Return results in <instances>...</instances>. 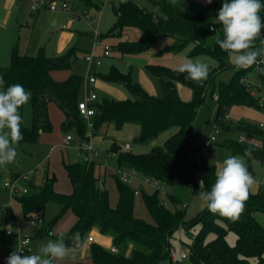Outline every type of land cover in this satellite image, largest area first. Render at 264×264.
<instances>
[{
    "label": "trees",
    "instance_id": "1",
    "mask_svg": "<svg viewBox=\"0 0 264 264\" xmlns=\"http://www.w3.org/2000/svg\"><path fill=\"white\" fill-rule=\"evenodd\" d=\"M158 10H152L139 5L134 0L120 1L113 4L117 16L114 26L107 35H120L125 26L138 27L142 38L138 42L122 41L119 50L122 54L142 53L147 51L159 38L171 36L174 42L167 47L169 51L188 49L190 57L209 56L217 61L210 68L209 76L202 84L187 79L186 73L163 64H148L147 68L157 77L163 96L150 94L144 87L132 80L129 73L121 72L112 67L104 75V79L124 85L133 95L132 98L116 100L105 97L95 101L93 134H97L104 124H113L121 129L127 123L140 125L139 142H149L161 133L176 128L162 145H156L146 153H135L123 150L116 144L111 150L117 153L119 167H127L141 173L146 178L156 181L165 188L178 184L200 186L205 192L210 191L215 182V167L208 163L204 156H199L192 133L193 119L198 105L203 99L206 88L215 75L225 69H235L228 53L222 51L216 43L217 37L222 38L220 25H213L212 20L224 0H213L207 4L209 17L204 10L194 11L190 18H184L176 5L168 0H149ZM87 9L100 11L103 0H82ZM264 4V0H261ZM264 19V10L260 13ZM213 25L216 31H211ZM262 45L256 41V47ZM75 47L58 56H49L41 48L37 55L21 54L17 48L13 50L11 63L0 65V76H3L4 87L14 83L22 84L31 92L33 108V124L30 127L21 126L23 139L19 142L37 141L40 132L51 131L52 121L49 104L55 102L64 113L62 123L64 131L74 129L84 140L87 138V123L78 110L81 98L82 77L73 75L65 80H55L51 71L71 68L76 60ZM264 68V65H260ZM250 74L256 81L250 83ZM188 84L195 91L193 101H183L177 90V83ZM253 89L264 90V74L255 67L236 70L228 83H220L217 94V108L214 122L217 127L227 130L253 131L244 122H232L228 118L229 109L234 105L258 106L260 96L253 95ZM21 114L23 107L20 109ZM261 132L264 130L260 128ZM227 147L234 153L250 158L262 153L243 141L229 140ZM118 147V148H116ZM246 152L248 154H246ZM63 165L72 184L71 192H60L55 188L56 175H48L43 185H32V190L16 198L21 203L27 219L42 217L50 202L59 205V211L48 228L41 227L37 236L51 232V227L57 224L67 213L76 216V222L66 238L68 246H75L73 236H79V249L83 241L93 230L112 238L113 252L100 243H90V257L93 264H161L170 260V239L180 229L189 231L196 224L200 229L193 242L189 244L188 258L193 264H264V226L256 217L257 212H264V189H250L249 198L238 219H231L219 214H213L207 206L195 217L187 219V210L181 199L173 194L168 195L173 208L167 206L165 198L157 189L153 194H144V203L153 217L154 222L139 218L134 213L135 191L116 177L118 189V204L112 206L109 191L104 187L97 164L82 160L68 162ZM4 224L15 221L12 207L2 211ZM236 234L234 244L227 240L228 233ZM214 236L209 239V236ZM130 248V252L127 249ZM75 264H88L79 260Z\"/></svg>",
    "mask_w": 264,
    "mask_h": 264
},
{
    "label": "rangeland",
    "instance_id": "2",
    "mask_svg": "<svg viewBox=\"0 0 264 264\" xmlns=\"http://www.w3.org/2000/svg\"><path fill=\"white\" fill-rule=\"evenodd\" d=\"M68 1L78 7L81 13V17L73 23H69L65 14L60 11L51 12L44 10L34 12L31 8V0L28 3H21L19 9H13L11 12L5 5H0V65H10L15 48L21 54L28 55H37L40 49L44 48L47 55L58 56L66 53L71 47H75L77 57L74 65L71 68L53 70V78L61 81L73 75L81 76L83 80L81 98H86L91 93H96L98 95L97 100H95L96 102L105 97L116 100H125L133 97L124 85L104 79V75L108 74L113 66L121 72L129 73L132 80L140 83L150 94L162 97V87L157 77L147 68L148 64H163L172 68H179L183 61L188 58L206 63L210 68L217 65V61L209 56L190 57L188 49L178 52L166 50L174 42V38L171 36L159 38L145 52L122 54L119 50V44L122 41L138 42L142 38V34L138 38L136 37L137 33L141 32V30L135 26H125L120 35H107L117 20V16L113 11V4H117L122 0H103L104 4L100 11L88 9V18L85 16L84 9L86 7L82 0ZM134 1L141 6L158 10L149 0ZM170 2L178 7L180 14L184 18H190L194 14V11L199 10H204L212 18L206 7L207 3L204 0H170ZM55 21L56 24H54ZM63 23H68L69 28H62ZM95 29L99 31V36L94 34ZM106 44L112 48L110 56L103 55V47ZM90 54H93L95 57H101V64L97 65L95 62L87 61L86 56ZM235 71L236 69L232 68L222 70L210 81L203 99L197 107L192 124V133L198 155H203L207 162L212 164L215 169L228 155L241 156L248 171L255 178L256 183H259V189H264V133L259 131L261 128L260 123H264V90L261 92L253 89V95L256 98L260 96L259 101L261 102H259L258 106L234 105L228 112V118L232 122L247 123L251 127H254L253 131L227 130L223 127H217L214 122L217 108L216 95L218 94L219 85L222 82L228 83ZM90 74L96 76V82L93 85L87 81ZM249 77L250 83L256 81L254 74H250ZM177 90L183 101L190 102L196 97L195 91L188 84L178 82ZM49 111L52 130L40 132L37 141L19 142L16 146L18 151L16 161L5 167H0V264L12 251H20L19 235H23V237L29 236L32 239L31 245L25 248L26 253L24 255L35 254L40 244L49 239L57 240L62 238L66 243L67 235L76 222V216L72 212L67 213L57 224L51 227V232L37 236L38 230L41 227L48 228L57 215L59 211L58 203L50 202L42 217H34L36 220L41 219L42 222L33 223L32 219L25 217L21 203L16 198V196H21L24 193L20 191L12 192L6 186L7 182H11L16 177L28 175L30 180H21L19 184L31 191L32 185L41 186L48 175L55 174L57 177L55 182L56 190L60 192L72 191V184L63 165V160L68 162L79 160L80 156L77 154V149L83 139L74 129L63 130L64 113L57 103L51 102L49 104ZM22 116L25 120L24 126L30 127L33 124L31 101L23 107ZM114 128H110L109 132L104 134L100 141L92 140L100 149V155L95 159L97 161V170L101 173L102 178L105 176L104 185L109 191L112 206L118 204L119 195L116 177L120 178V175L117 173L116 157L111 156L107 158L106 151L113 148L115 141L117 145L126 151L131 150L135 153H146L151 150V141L139 142L136 140L140 131L136 135H128V133L122 132L120 136H116L114 133L119 131V129L116 130L115 128V130H112ZM67 135L72 136V144H67ZM160 136L157 137L158 140L161 139ZM212 137H214V140L211 139ZM240 137L245 139L243 141L245 145L261 151L262 154L258 157L250 158L234 153L232 149L227 147L226 143L229 140H239ZM128 185L134 191H139L137 194H134L135 215L153 223L154 219L144 203V194H153L157 188L146 182L145 176L139 172L130 180ZM252 190L257 191L255 188H252ZM201 192H205V190L200 186L196 188L195 185L187 184H178L174 187L166 188L165 191L160 190V194L165 198L167 206L171 208H173V205L168 200L169 194H173L181 199L187 210V219L195 217L206 206V203L201 199ZM6 207L13 208L15 221L4 224L2 211ZM256 217L258 222L264 226V212H257ZM199 229L200 225L196 224L189 231L185 229L178 230L170 239L171 247L180 254L183 247L193 242V236L197 234ZM7 230H12L15 233L8 236ZM90 234L96 235L95 231L90 232ZM213 236L211 234L209 239ZM227 240L230 244H234L236 234L230 231ZM98 242H101L100 244L103 246L110 245L109 242L100 241V239ZM81 247L76 249V251H82ZM130 248L131 246L127 249L126 253L130 252ZM85 252H87L86 255L80 259H83L88 264H93L88 253L89 249ZM76 262L77 259L68 262H56V264H75ZM161 264L193 263L189 258L184 259L181 263L174 262L170 258L169 261Z\"/></svg>",
    "mask_w": 264,
    "mask_h": 264
},
{
    "label": "clouds",
    "instance_id": "3",
    "mask_svg": "<svg viewBox=\"0 0 264 264\" xmlns=\"http://www.w3.org/2000/svg\"><path fill=\"white\" fill-rule=\"evenodd\" d=\"M211 4L213 0H205ZM264 10L261 0H224L213 18V25H220L222 38L217 37L219 48L228 53L236 70L255 67L264 74V19L260 12ZM216 31L215 28L212 29ZM259 40L261 47H256ZM186 73L187 79L202 84L210 72L208 64L186 58L177 69ZM3 76H0V167L16 161L17 145L23 139L21 126L25 124L20 109L31 101L30 90L20 83L4 87ZM90 147V146H89ZM246 154H248L246 152ZM203 180L200 181V186ZM256 181L248 171L241 156L228 155L215 170V182L210 191L201 192V199L213 214L238 219L249 198L250 189ZM76 244L68 246L64 240H47L42 242L37 253L22 255L21 251H12L6 258V264H56L74 255L79 246L78 234L72 238Z\"/></svg>",
    "mask_w": 264,
    "mask_h": 264
},
{
    "label": "built area",
    "instance_id": "4",
    "mask_svg": "<svg viewBox=\"0 0 264 264\" xmlns=\"http://www.w3.org/2000/svg\"><path fill=\"white\" fill-rule=\"evenodd\" d=\"M31 8L34 12H39V11H44V10H49L51 12H64L67 17V21L69 23H72L76 21L78 18L81 17V13L78 9V7L74 6L70 1L68 0H31ZM85 16L88 18L89 17V11L87 8L84 9ZM63 28H68V23L63 24ZM214 28L213 25L209 26V29L213 31L212 29ZM94 34L96 36H99L100 33L97 29L94 30ZM112 53V48L110 45L106 44L103 47V55L109 56ZM87 61L89 62H95L97 65L101 64V57H95L93 54L87 55L86 56ZM88 79L91 83L96 82V76L93 74H90L88 76ZM217 97V95H216ZM98 95L96 93H91L88 97L86 98H80L78 101V110L79 113L82 117L86 119L87 123V138L82 140V142L79 144V147L77 149V153L80 156V159L83 162L86 163H91L95 160V158L100 154V149L95 146L94 142L92 141L93 137V132H94V124L92 121V117L95 115V107H94V102L97 100ZM260 127L264 130V123H260ZM214 140V137L211 138ZM241 141H244L245 139L243 137H240ZM67 144H72L73 138L71 135H67L66 137ZM90 146V147H89ZM106 155L108 157L111 156H117V153L114 150H108L106 152ZM117 173L120 175V178L123 182L129 183L130 180L137 174V171L133 169H129L127 167H118ZM21 180H26L29 181L30 177L28 175H22L19 177L14 178L11 182H7L6 186L11 189L12 192L20 191L22 193H28L29 189L26 187H22L19 183ZM145 181L154 185L157 189H161L162 191H165V187L161 184H159L156 181L150 180L149 178L145 177ZM139 191L135 190V194H137ZM33 223L37 222H42L41 219L36 220L32 219L31 220ZM181 230V229H180ZM15 232L12 230H7V235L11 236ZM20 238V251L22 250L23 252L21 253L24 255L26 253V247H29L31 245L32 239L29 236L23 237V235H19ZM195 236H193V239ZM86 240L88 242H94L95 241V236L90 234ZM111 250L113 252H117L116 247H111ZM190 253V246L186 245L183 247L180 251V254H178L174 248H170V258L174 262L181 263L184 259L188 258ZM3 264H6V259L3 260Z\"/></svg>",
    "mask_w": 264,
    "mask_h": 264
},
{
    "label": "crops",
    "instance_id": "5",
    "mask_svg": "<svg viewBox=\"0 0 264 264\" xmlns=\"http://www.w3.org/2000/svg\"><path fill=\"white\" fill-rule=\"evenodd\" d=\"M28 1L30 2V0H0V5L1 6H4L5 5V7L6 8H8L9 9V11L11 12L13 9H19V6H20V4L21 3H23V2H27L28 3ZM168 1H170V0H168ZM120 2V1H119ZM204 2H205V0H204ZM152 3V2H151ZM206 3V2H205ZM153 4V3H152ZM154 5V4H153ZM143 6V5H142ZM62 13H64V12H62ZM65 14V13H64ZM65 17H66V14H65ZM66 19H67V17H66ZM75 22V21H74ZM73 23V22H72ZM54 24H56V21L54 22ZM64 24V23H63ZM63 24H62V28H63ZM68 26H69V24H68ZM69 28V27H68ZM68 28H65V29H68ZM139 32V31H138ZM141 32H139V33H137V38L139 37V36H141ZM110 56V55H109ZM51 75H52V77H53V71H51ZM89 76V75H88ZM87 81H88V83L89 84H94V83H91L90 81H89V79L87 78ZM81 88H82V86H81ZM53 110H54V107H53ZM49 113H50V111H49ZM64 118H65V116H64ZM112 127H115L113 124H104L101 128H100V130L98 131V133L97 134H94L93 135V137H92V140L94 141V139L96 140V141H100L101 140V137L104 135V134H107L108 132H109V130H110V128H112ZM116 128V127H115ZM115 128L114 129H112V130H115ZM140 129H141V127H140V125L139 124H137V123H127V124H125V126L123 127V128H121V131H120V129H119V131H117L116 133H114L116 136H120L121 134H122V132H125V133H128V135H136V134H138L139 133V131H140ZM112 130H111V132H112ZM116 130H117V128H116ZM177 129L176 128H171V129H169V130H167V131H165V132H163V133H161L159 136H160V138L161 139H157V138H155V139H153L152 141H151V144H150V146H151V148L153 147V146H156V145H162L164 142H165V140L168 138V137H170L175 131H176ZM113 134V133H112ZM97 135V137H95ZM158 136V137H159ZM95 137V138H94ZM122 137V136H121ZM99 138V139H98ZM114 139V138H113ZM114 141H115V139H114ZM95 144V143H94ZM114 144H116L117 145V142L115 141V143ZM96 146V145H95ZM117 146H119V145H117ZM97 147V146H96ZM120 147V146H119ZM108 151V150H107ZM106 151V152H107ZM128 151V150H127ZM131 151V150H130ZM78 154V153H77ZM100 155V154H99ZM98 155V156H99ZM107 156V155H106ZM116 157V159H117V156H115ZM107 158H108V156H107ZM96 159V158H95ZM79 160H81L80 158H79ZM94 162L97 164V161L96 160H94ZM117 167H119V164H118V160H117ZM106 171V170H105ZM102 176V175H101ZM102 180H103V182L105 183V176H103V178H102ZM260 185H259V183L257 182V183H255V185L253 186V188H255L256 190H258L260 187H259ZM104 187H105V185H104ZM95 231V241L96 242H98V240L100 239V241L102 240V241H105V242H109L110 243V245L109 246H105V247H107V248H110L111 246H112V238L111 237H109V236H106V235H103V234H101L98 230H93V232ZM90 243L91 242H88L86 239L83 241V243H82V251H76L75 253H74V255H71L69 258H66L63 262H68V261H73V260H75V259H77V261H79V260H83V259H80V258H82V256H84V255H86V253L87 252H85L86 250H88L89 249V254H90ZM99 243V242H98ZM101 243V242H100ZM3 264V263H2Z\"/></svg>",
    "mask_w": 264,
    "mask_h": 264
},
{
    "label": "water",
    "instance_id": "6",
    "mask_svg": "<svg viewBox=\"0 0 264 264\" xmlns=\"http://www.w3.org/2000/svg\"><path fill=\"white\" fill-rule=\"evenodd\" d=\"M116 148H118V147H116Z\"/></svg>",
    "mask_w": 264,
    "mask_h": 264
}]
</instances>
